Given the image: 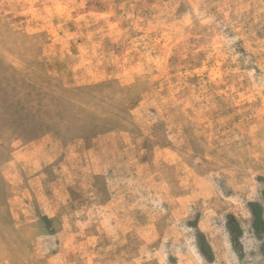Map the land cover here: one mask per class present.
Wrapping results in <instances>:
<instances>
[{
  "label": "rangeland",
  "instance_id": "374dc122",
  "mask_svg": "<svg viewBox=\"0 0 264 264\" xmlns=\"http://www.w3.org/2000/svg\"><path fill=\"white\" fill-rule=\"evenodd\" d=\"M0 264H264V0H0Z\"/></svg>",
  "mask_w": 264,
  "mask_h": 264
},
{
  "label": "trees",
  "instance_id": "16d2710c",
  "mask_svg": "<svg viewBox=\"0 0 264 264\" xmlns=\"http://www.w3.org/2000/svg\"><path fill=\"white\" fill-rule=\"evenodd\" d=\"M233 218H234L233 215H230V220L233 219ZM235 232H237V236H236V238H237L240 235V233H241V229H240L239 225H237V228H236Z\"/></svg>",
  "mask_w": 264,
  "mask_h": 264
}]
</instances>
